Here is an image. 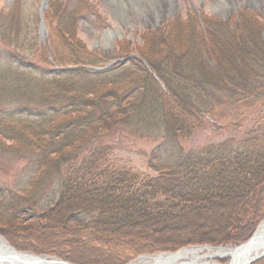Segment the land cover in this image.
Returning <instances> with one entry per match:
<instances>
[{
    "label": "trees",
    "instance_id": "1",
    "mask_svg": "<svg viewBox=\"0 0 264 264\" xmlns=\"http://www.w3.org/2000/svg\"><path fill=\"white\" fill-rule=\"evenodd\" d=\"M61 14L59 30L53 31L65 48L51 49V62L37 45L35 29L26 48L18 38L22 35L20 24L0 19L1 40L11 47L0 52V152L11 150L32 157L28 167L34 176L19 186L24 191L20 199L0 194V208L21 209L26 200L37 199L43 174L51 176L68 163L64 161L67 156L83 152L107 129L125 127L162 137L149 157V166L159 174L157 178L137 180L127 171L100 165L78 168V174L60 177L57 191L46 203L38 199L39 221L0 224V235L16 249L38 253L33 244L17 236L33 238L29 232L34 227L36 239V232L52 224L69 223L75 211L96 209L103 217L66 228L65 234L73 239L75 232L86 230L82 235L105 239L99 233L108 230L106 240H118L114 249L106 247L110 252L101 260L94 257L85 263L76 256L68 260L125 264L140 252L168 251L190 244L237 245L247 240L264 214V147L240 149L221 143L185 152L177 141L184 131L190 133L215 119V109L220 105L264 98V40L257 18L244 17L233 27L230 21L205 17L204 34L197 20L189 17L184 31L179 29L181 25L176 28L170 44L156 32L149 34L158 37L159 42L153 43L165 51L163 58H156L146 48L136 53L138 58L129 57L123 49L118 57L124 60L94 70L92 66L105 65L106 58L71 39V33L63 37V31L69 30L66 25L73 27L74 23L67 11ZM246 26H251V31ZM24 37L28 40L29 36ZM53 39L48 38L51 45L55 44ZM176 42L178 47L183 46L181 51L175 49ZM188 218L199 221L197 226L217 220L222 228L209 236L194 231L169 242L159 241V234L170 235L168 222H185ZM147 223L152 224L151 234L159 236L153 243H128L115 250L121 244L119 239L130 238L125 232L127 226ZM135 236L140 238L139 234ZM74 239L79 242L77 236ZM99 243L107 245L104 240Z\"/></svg>",
    "mask_w": 264,
    "mask_h": 264
},
{
    "label": "rangeland",
    "instance_id": "2",
    "mask_svg": "<svg viewBox=\"0 0 264 264\" xmlns=\"http://www.w3.org/2000/svg\"><path fill=\"white\" fill-rule=\"evenodd\" d=\"M55 3H48L45 8L40 10L41 0H0V19L12 20L19 23L21 26L22 35L18 36L22 46L26 47L29 45V39L32 35V31L38 33L39 29V12L43 19L45 26V33L41 37H37V45L40 46L41 50L46 52V58L49 62L52 61L51 49L62 50L65 48L61 45V39H57L53 29L59 30L60 18L62 16V10L67 11V15H70V19L73 20V27L68 26L63 31V37L71 33V39H75L81 45L88 50H92L94 53L102 55L106 58V62L115 60L122 53L121 50L127 49L129 56L137 55L136 53L141 49L151 51L152 55L156 58H163L164 50L158 49V45H154L153 42H159L158 37H165V40H169V44L172 38L178 31L176 26L178 23H182V27L179 29L185 30V21L189 17L203 24V19L208 17L209 14H214L220 17L221 21H234V23L243 20L244 17H256L257 24L260 25L261 38L264 40V0H225L226 9L222 10L223 14L214 11L215 0H134V4L125 11H122L123 7L113 5L114 1L119 0H55ZM13 7L14 10H11ZM11 8V9H10ZM57 9V10H56ZM34 14L37 16V23L34 22ZM241 17V20H240ZM184 23V24H183ZM233 23V24H234ZM72 25V24H71ZM37 26V28H35ZM187 26V24H186ZM251 31V26H246ZM118 30L121 35L116 36L109 40V44L106 46L101 41L103 34L107 31ZM201 29V30H200ZM152 31L157 33L156 38H151L149 34ZM200 32L205 34V29L199 27ZM147 33L148 36L144 37L143 34ZM154 34V33H153ZM28 35V40L24 37ZM155 35V34H154ZM54 38V45H51L48 38ZM158 39V40H156ZM59 40V41H58ZM201 44V43H199ZM177 46V47H176ZM175 49L181 51L182 47H178L176 42ZM11 50L8 44L1 40L0 35V52L5 50ZM160 51V52H159ZM259 53V52H258ZM257 55L259 56V54ZM138 58V57H134ZM3 60L0 57V63ZM106 63V64H107ZM46 64V63H45ZM162 90H165L164 88ZM232 103L229 105L223 104L216 107L215 111L218 112L215 118L218 121V125L211 126V122H205L200 128L193 129L190 133L185 131L179 135L177 144L185 152L194 150H201L206 148L208 145L226 143L231 146L244 149L249 147H264V98L253 97L249 102ZM215 112V113H216ZM223 116V117H222ZM240 116V117H239ZM162 137H153L152 135H146L141 131L135 129H129L125 127H117L114 129H107V132L103 133L101 137L93 141V143L87 145L83 152L78 151L73 156L66 157V164H60L58 170L54 171L51 176L45 175L41 177V184H39L40 193L37 199H28L23 202V207L8 210L0 208V224L9 226L23 222L24 224H34L40 220L41 212L36 210L39 204L38 199L41 198L43 203H46L47 198L51 197L57 189V183L60 177L65 178L78 174L79 169L84 170L94 165H100L104 169L122 171L129 173L140 179H151L155 176L153 168L149 166L150 153L153 152L156 147L162 142ZM5 145H10V142L4 141ZM18 146V145H16ZM68 158V159H67ZM33 162V158L29 156H22L20 153L14 154L11 150L7 153L0 152V194L5 197H12L20 199L24 191L20 190L19 186L23 185L27 179L30 181L34 176L31 174V169L28 167ZM63 162V161H62ZM54 161L52 162V164ZM79 168V169H78ZM50 176V178H49ZM28 181V180H27ZM26 181V182H27ZM25 185V184H24ZM23 185V186H24ZM38 186V187H39ZM202 211V210H201ZM54 211H52L53 214ZM205 212V211H202ZM221 216L224 214L221 213ZM232 216V214H231ZM103 217L96 211V209L80 211L77 210L71 214L67 222L60 225L55 223L52 226H48L43 231L36 232V239H34V232L37 231L34 227L32 233L29 232L33 238L17 236L20 240H26L29 244H33L39 251L35 253L30 250H19L13 247L2 235L0 237L6 241L16 251L21 253H32L37 256H49L65 262L70 260L71 256H76L85 263L92 262L94 257L105 256L110 251H106V247L109 249L113 248L114 240L108 239L110 231L102 230L99 235L104 236L99 239L93 238L92 234L85 233L82 235L81 232L77 234L78 241L75 243V237L69 238L65 234V229H73L78 223L90 224L96 220V218ZM264 219V214L260 221L257 223L253 232ZM194 218H188L185 222L179 221L168 222L170 226V235L151 234L150 229L152 224L148 226L144 224L129 225L126 227L125 232L130 235V238H121L120 246L116 247V251L123 247V244H135L136 242L141 244L142 242L148 241L153 243L155 237H159L160 242H169L174 239H179L183 236L189 235L191 232H199L202 235H211L212 233L220 230L222 225L220 221H209L203 225L199 221L195 223ZM188 221H194V224H187ZM201 222V221H200ZM186 225H182V224ZM58 224V225H56ZM182 225L179 229H176L177 225ZM64 227V228H63ZM172 227V230H171ZM124 229V228H123ZM80 229H77L79 231ZM122 230V229H121ZM91 231V230H90ZM252 232V234H253ZM90 233V232H89ZM198 233V234H199ZM21 234V233H20ZM140 238L138 239V235ZM251 236L241 242H247ZM16 237V236H14ZM43 239L47 242H43ZM28 240V241H27ZM99 240H104L107 245L99 243ZM157 240V239H156ZM118 241V240H117ZM158 241V240H157ZM80 243L82 246H80ZM99 243V244H98ZM241 243L237 244L240 245ZM202 245H184L177 247L167 252H175L179 249L187 247H201ZM211 246V245H209ZM220 246H236V245H219ZM118 248V249H117ZM114 249V248H113ZM146 254L143 252L138 253L135 257H131L130 260L125 263L129 264L141 256ZM153 255L152 253H149ZM157 254V253H155ZM101 260V258H100ZM216 261L220 264H226L229 262V258H216ZM82 263V264H85ZM81 264V263H80ZM250 264H264L263 261H254Z\"/></svg>",
    "mask_w": 264,
    "mask_h": 264
},
{
    "label": "bare ground",
    "instance_id": "3",
    "mask_svg": "<svg viewBox=\"0 0 264 264\" xmlns=\"http://www.w3.org/2000/svg\"><path fill=\"white\" fill-rule=\"evenodd\" d=\"M113 3H114L113 5L119 7L122 6L123 7L122 11H125L127 9V6L131 7L134 4V0H119V2L114 1ZM226 4L227 3L225 0H215L214 11L216 13L219 12L220 14H223L222 10L226 9L227 7ZM208 17L216 18L217 20L220 21L222 20L220 17L214 14H209ZM229 23L232 24L233 27H236V25L233 24L234 21H231ZM179 25L182 26V23H178L176 28L180 27ZM184 25L186 26V24ZM197 25L198 27L204 28V25L198 23V21H197ZM151 32H155V31L151 30ZM120 35L121 33L117 29L115 31L109 30L103 34L101 41L106 46L107 44H109V40ZM111 61L108 62L109 63L108 65H103L100 67L92 66V69L100 70L105 66L109 67L113 65ZM160 86L161 88H163L162 84H160ZM214 120L216 119H211L210 121L212 122ZM200 127L201 126H199L198 128ZM153 170L156 173V175L153 176L152 178L155 177L157 178L159 173L157 170L155 169ZM0 252L3 254H7L9 257L12 258V260L10 261H0V264H63L57 260H52V257L49 256L35 258L28 254H19L18 251L11 250L2 238H0ZM151 253L153 255L149 253H146L144 255L141 254L139 258H137L136 260L132 261L129 264H220L215 259L226 258V257L229 258V262L226 264H250V262L255 259L264 261V219L259 223L252 237L242 245H236L232 247L229 246L211 247L209 245H204L201 247L200 246L187 247V248L179 249L175 252H167V250H159V251H153ZM30 260L32 261L30 262ZM66 264H79V263L68 261L66 262Z\"/></svg>",
    "mask_w": 264,
    "mask_h": 264
},
{
    "label": "water",
    "instance_id": "4",
    "mask_svg": "<svg viewBox=\"0 0 264 264\" xmlns=\"http://www.w3.org/2000/svg\"><path fill=\"white\" fill-rule=\"evenodd\" d=\"M45 4H46V0H42V2H41V8L42 7H44L45 6ZM40 27H39V37H41L42 35H43V33L45 32V28H44V24H43V22H42V19L40 18ZM105 67H107V66H105ZM105 67H103V68H105ZM242 244H244V243H242ZM242 244H240V245H242ZM7 246L11 249V250H13V251H15L14 250V248L13 247H11L8 243H7ZM19 254H28V255H31L32 257H35V258H40V256H36V255H34V254H32V253H19ZM10 260H12V258L11 257H9L7 254H3V253H1L0 252V261H10ZM52 260H57V259H52ZM255 260H257V259H255ZM255 260H252L250 263H252V262H254ZM32 260H30V262H31ZM57 261H59V262H61V263H63V264H66V262H64V261H60V260H57ZM48 262V261H47Z\"/></svg>",
    "mask_w": 264,
    "mask_h": 264
}]
</instances>
